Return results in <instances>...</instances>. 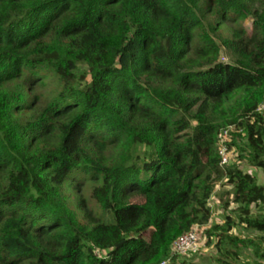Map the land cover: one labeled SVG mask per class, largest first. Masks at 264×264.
<instances>
[{"label":"trees","instance_id":"16d2710c","mask_svg":"<svg viewBox=\"0 0 264 264\" xmlns=\"http://www.w3.org/2000/svg\"><path fill=\"white\" fill-rule=\"evenodd\" d=\"M207 13L253 18L229 61L208 57L210 36L194 43ZM263 98L264 0H0V264H159L209 222L218 184L237 224L264 233V184L242 168L264 171ZM229 127L237 156L221 166ZM80 174L99 181L102 214L85 222L66 191ZM235 222L212 225L216 246L254 244L264 264V235L239 240Z\"/></svg>","mask_w":264,"mask_h":264},{"label":"rangeland","instance_id":"374dc122","mask_svg":"<svg viewBox=\"0 0 264 264\" xmlns=\"http://www.w3.org/2000/svg\"><path fill=\"white\" fill-rule=\"evenodd\" d=\"M204 3L205 0H202V4ZM252 20V17H247L237 20H231L230 18L229 20L222 21L216 18L214 14L207 13L202 19V26L195 30L194 43H201V37L203 38L205 35L210 36L217 44L218 50L213 51V53H211V55L208 57H213L217 61H229L230 58L225 51V42L229 39H232L238 29H243L247 34H249L252 27ZM196 57L197 56H195V59H197ZM203 60V58H199L198 62L200 64L195 65V68H204L202 67ZM49 79L50 82L48 83V89L44 90L46 93L52 92L55 86L53 84V77H49ZM239 100L240 97L237 93L232 94L225 100L224 107L220 110H223L224 113L226 112L228 115L235 117V108ZM231 130L232 127H230V131ZM236 156L237 151L235 147L232 146L230 157L234 159ZM242 168L244 170H250L251 173L256 175L257 181L264 184V171H261L259 168ZM77 179L78 181H83V184H74L73 182H70L66 188V191L69 197V202L77 210L79 218L85 222L86 218L84 213L86 208L90 209L94 215L96 214L97 216H100L102 214L101 209L97 206L91 196L92 187L99 181L95 179L83 178V174L78 175ZM219 193L220 184L215 187L214 194L209 199L211 218L208 223L198 228L200 242L202 245L200 250L192 256H174L173 258L175 260L171 264H220L221 260L224 258L223 251L225 248L235 249L238 251V255L236 257L231 256L229 258V261L232 262V264H250L257 259L254 254V244L247 245L246 242H238V246H236L235 244H232L231 242L222 238L225 241L221 242L220 248L216 246V241L219 237L216 233L218 232L212 233L210 228L213 224L223 223V219L226 214H229L236 221L232 231L228 233L229 235L237 236L239 240H252L255 243H257V237L264 235L262 232L249 230L244 228L243 225L237 224L236 212L232 210L234 205L225 208L224 203L219 199ZM136 201H139V198H137ZM252 209L254 212H256L258 209L264 210V204H259L257 207L255 206ZM104 252V250L102 251L96 249V253L99 255H103ZM173 258L171 257L167 264H169Z\"/></svg>","mask_w":264,"mask_h":264},{"label":"built area","instance_id":"2783aa9c","mask_svg":"<svg viewBox=\"0 0 264 264\" xmlns=\"http://www.w3.org/2000/svg\"><path fill=\"white\" fill-rule=\"evenodd\" d=\"M256 111L264 117V98L258 104ZM241 131V129H239ZM230 127L220 130L217 135V149L220 156V165L225 166L232 160L230 157L232 146L229 147L230 142ZM200 225H194L188 231L179 235L171 244L170 254L163 259L159 264H167L168 260L174 256H192L196 254L202 247L200 242V235L198 228Z\"/></svg>","mask_w":264,"mask_h":264},{"label":"crops","instance_id":"0c3cea01","mask_svg":"<svg viewBox=\"0 0 264 264\" xmlns=\"http://www.w3.org/2000/svg\"><path fill=\"white\" fill-rule=\"evenodd\" d=\"M253 169V168H252Z\"/></svg>","mask_w":264,"mask_h":264}]
</instances>
